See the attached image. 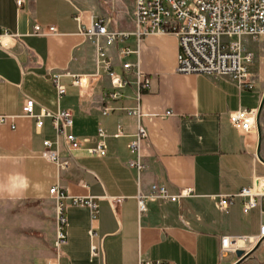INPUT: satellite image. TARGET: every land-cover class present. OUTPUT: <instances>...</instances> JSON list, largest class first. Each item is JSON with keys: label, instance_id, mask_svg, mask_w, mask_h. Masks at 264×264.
<instances>
[{"label": "crops", "instance_id": "crops-1", "mask_svg": "<svg viewBox=\"0 0 264 264\" xmlns=\"http://www.w3.org/2000/svg\"><path fill=\"white\" fill-rule=\"evenodd\" d=\"M99 18L111 31L132 35L126 45L108 49L116 75L128 81L120 93L97 67L96 42L85 35ZM107 18L95 0H25L21 8L16 0H0V27L21 40L0 47V118L6 119L0 123V156L11 158L0 161V179L20 172L30 181L20 198L0 199V264H236L235 253L221 250L222 238H240L239 250H254L258 243L253 239L264 226V191L248 213L247 199L237 197L222 212L216 197L237 195L264 180L258 130L238 131L229 120L240 110H258L263 88L243 91L229 77L178 74L175 35H151L139 42L133 35L135 21L117 30ZM36 26L46 32L54 27L57 33L36 36ZM125 46L135 53L121 57ZM125 63L133 67L130 74L122 69ZM138 72L150 81L141 93ZM55 78L66 88L61 99ZM77 79L82 86L74 84ZM27 99L35 102L36 113L70 110L71 133L80 147L68 150L52 119L44 118L38 129L35 119L22 117ZM137 108L140 119L131 113ZM139 126L147 138L137 154L130 144ZM45 141L59 142L67 167L42 157ZM99 144L106 156H91L89 150ZM132 162L143 169L131 168ZM154 185L171 196L193 194L177 202L156 201ZM56 186L68 197L93 198L98 205L95 221L87 207L66 209L67 243L60 250L58 203L50 193ZM92 246L100 249L96 255ZM242 264H264V241Z\"/></svg>", "mask_w": 264, "mask_h": 264}, {"label": "built area", "instance_id": "built-area-1", "mask_svg": "<svg viewBox=\"0 0 264 264\" xmlns=\"http://www.w3.org/2000/svg\"><path fill=\"white\" fill-rule=\"evenodd\" d=\"M25 0H16L21 8ZM134 21L136 32L133 34L140 42L142 38L151 35H175L178 38L180 53L178 55L177 73L181 75H204L210 77H229L235 81L243 91L256 89L255 77L252 68L256 57L252 51L244 48L242 38H251L264 44V0H133ZM57 30L50 27L48 32L41 26L34 28V35L49 36L56 34ZM85 35L96 42V64L102 69L113 82V88L120 93L128 81L116 75L112 63L109 60L108 49L118 45H126L130 34L118 33L109 29L106 19L99 18L85 31ZM222 37L229 40L222 41ZM4 39L20 40V35L12 34L0 27V47L8 48L3 44ZM102 39V42H99ZM135 52L128 46L119 50L121 57H128ZM132 65H122L124 73L132 72ZM139 91L147 89L150 81L141 73H137ZM58 97L61 99L66 94V88L62 86L58 78L54 79ZM82 86V80L74 82ZM118 93L112 95L115 99ZM139 119L142 117L140 109L131 112ZM21 116L36 120V127H43V119L50 118L59 138H63L67 149L71 152L80 147L78 139L71 133L74 120L70 110H60L56 113L42 109L36 113L35 102L27 99L21 110ZM258 110H240L230 115L231 125L238 131L251 132L257 129ZM5 118H0V123H5ZM106 136L103 129H99V137ZM147 138L144 127L139 126L135 140L130 144L132 153L140 154L142 142ZM54 145L56 149H53ZM42 157L55 163L60 169L67 167V163L61 161L59 153V142H44ZM91 156L104 157L107 154L103 144L90 149ZM131 168L138 171L143 169L139 162H132ZM264 180L260 182L259 189L256 187L243 189L237 195H221L216 197L218 209L228 212L237 197L247 199L244 204V212L248 213L257 208V198L263 196ZM51 195L57 200V240L56 249L67 243L65 227L67 218L65 211L71 206L87 207L91 211L92 221L97 219L98 205L93 198L68 197L60 186L51 189ZM192 191H185L180 195L171 196L167 189L162 186L152 187V198L154 200H170L177 202L182 198L192 196ZM119 202V201H117ZM139 210L146 211L145 199H140ZM91 238L96 237L95 230L90 232ZM264 239V226L260 228V235L253 239L259 243ZM241 239L222 238L221 250L223 252L236 253ZM100 249L92 246V254L96 255ZM140 264H175L165 261H141Z\"/></svg>", "mask_w": 264, "mask_h": 264}, {"label": "rangeland", "instance_id": "rangeland-1", "mask_svg": "<svg viewBox=\"0 0 264 264\" xmlns=\"http://www.w3.org/2000/svg\"><path fill=\"white\" fill-rule=\"evenodd\" d=\"M100 6L107 11L108 20L112 23L114 29L119 30L120 27L134 24V1L133 0H95ZM133 23V24H132ZM124 25V26H123ZM222 41L229 40L222 37ZM241 43L245 49L255 54L256 61L252 68V74L255 77L256 87L264 90V44H261L251 38H242ZM264 96V95H263ZM261 128L264 134V108L261 114ZM264 139V138H263ZM263 146V144H262Z\"/></svg>", "mask_w": 264, "mask_h": 264}, {"label": "clouds", "instance_id": "clouds-1", "mask_svg": "<svg viewBox=\"0 0 264 264\" xmlns=\"http://www.w3.org/2000/svg\"><path fill=\"white\" fill-rule=\"evenodd\" d=\"M11 159L0 156V161ZM30 186L29 178L20 172L10 173L4 179H0V199H18Z\"/></svg>", "mask_w": 264, "mask_h": 264}, {"label": "water", "instance_id": "water-1", "mask_svg": "<svg viewBox=\"0 0 264 264\" xmlns=\"http://www.w3.org/2000/svg\"><path fill=\"white\" fill-rule=\"evenodd\" d=\"M264 108V96H263V100H262V103L260 105V108L258 109V118H257V130H258V136H259V141H258V158L259 160L264 164V159L261 157V149H262V144H263V132H262V128H261V114H262V110ZM260 180H258L256 182V189L258 190L259 189V186H260ZM264 241V239H262L258 244L257 246L254 248L253 251L249 252V253H246L242 250H238L236 251V256L237 258L239 259L238 262L236 264H242L246 259H248L255 250L258 249V247L260 246V244Z\"/></svg>", "mask_w": 264, "mask_h": 264}, {"label": "bare ground", "instance_id": "bare-ground-1", "mask_svg": "<svg viewBox=\"0 0 264 264\" xmlns=\"http://www.w3.org/2000/svg\"><path fill=\"white\" fill-rule=\"evenodd\" d=\"M12 40L11 39H4L3 40V44L9 48L10 44H11ZM10 43V44H9Z\"/></svg>", "mask_w": 264, "mask_h": 264}]
</instances>
